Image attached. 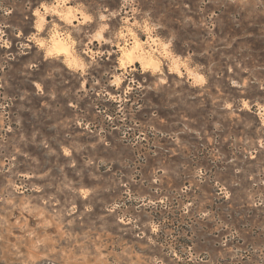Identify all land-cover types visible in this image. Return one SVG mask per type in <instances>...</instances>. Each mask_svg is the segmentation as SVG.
<instances>
[{
	"label": "rangeland",
	"instance_id": "1",
	"mask_svg": "<svg viewBox=\"0 0 264 264\" xmlns=\"http://www.w3.org/2000/svg\"><path fill=\"white\" fill-rule=\"evenodd\" d=\"M54 1L0 0V264H264V0H67L37 31ZM130 30L182 72L119 67Z\"/></svg>",
	"mask_w": 264,
	"mask_h": 264
},
{
	"label": "bare ground",
	"instance_id": "2",
	"mask_svg": "<svg viewBox=\"0 0 264 264\" xmlns=\"http://www.w3.org/2000/svg\"><path fill=\"white\" fill-rule=\"evenodd\" d=\"M54 2L53 5L44 4L42 10L36 9L34 11L37 18V22L35 21L37 31L42 29L43 22L46 20L45 14L52 10L55 13H58V15H60L65 21L69 23L75 22L77 14L79 13L77 8L68 4L67 0H55ZM80 16V20L83 21L86 19L84 12H81ZM128 35L130 36V41L118 46L119 67L132 68L134 64L139 62L141 68L144 70L158 71L161 69V58L160 56H157L158 53L156 52H159V54L170 58L171 71L178 73L182 72L181 65L184 64V61L173 55L169 56L170 52L166 46L167 43H162L157 40V37L150 35V39L148 40L150 48L146 49L143 45L145 41L140 39L134 31H128ZM98 36H101V34L99 33ZM37 40V43L40 46H44L47 55L63 57L68 67L83 70L86 65L85 62L75 53L73 41L69 36L63 34L57 28L52 30L46 41L42 39ZM187 70L194 82H201L204 79L202 73L190 68Z\"/></svg>",
	"mask_w": 264,
	"mask_h": 264
},
{
	"label": "crops",
	"instance_id": "3",
	"mask_svg": "<svg viewBox=\"0 0 264 264\" xmlns=\"http://www.w3.org/2000/svg\"><path fill=\"white\" fill-rule=\"evenodd\" d=\"M78 17H81V16H78ZM77 20V18L75 19V21ZM78 20H80L79 18H78ZM82 21V20H81ZM72 23H75V22H72ZM79 56V55H78ZM80 57V56H79ZM63 58V57H62ZM81 58V57H80ZM82 59V58H81ZM139 63V62H138ZM183 68V67H182Z\"/></svg>",
	"mask_w": 264,
	"mask_h": 264
}]
</instances>
